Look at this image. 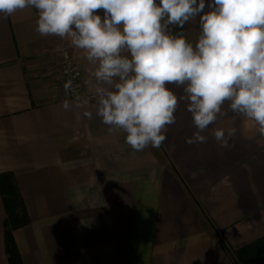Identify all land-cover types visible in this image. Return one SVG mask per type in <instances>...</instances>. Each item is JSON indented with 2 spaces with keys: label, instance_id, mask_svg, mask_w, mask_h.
Instances as JSON below:
<instances>
[{
  "label": "crops",
  "instance_id": "crops-1",
  "mask_svg": "<svg viewBox=\"0 0 264 264\" xmlns=\"http://www.w3.org/2000/svg\"><path fill=\"white\" fill-rule=\"evenodd\" d=\"M37 19L32 8L0 14V175L13 176L27 215L13 232L22 264H264L259 126L229 112L201 133L205 143L189 145L197 129L179 102L161 146L137 152L122 129L108 131L88 99L95 65L70 37H42ZM63 47L82 72V107L65 99L52 68ZM232 128L231 147H220L215 130ZM6 219L0 195V264H9Z\"/></svg>",
  "mask_w": 264,
  "mask_h": 264
},
{
  "label": "clouds",
  "instance_id": "clouds-1",
  "mask_svg": "<svg viewBox=\"0 0 264 264\" xmlns=\"http://www.w3.org/2000/svg\"><path fill=\"white\" fill-rule=\"evenodd\" d=\"M25 8L37 10L42 37H70L95 65L87 83L96 114L109 132L122 129L133 150L161 146L179 102L197 129L189 145L205 143L201 133L229 112L264 135V0H0L5 18ZM197 18L193 43L185 25ZM63 87L77 107L88 103L71 79ZM236 133L216 129L214 137L230 148Z\"/></svg>",
  "mask_w": 264,
  "mask_h": 264
},
{
  "label": "trees",
  "instance_id": "trees-1",
  "mask_svg": "<svg viewBox=\"0 0 264 264\" xmlns=\"http://www.w3.org/2000/svg\"><path fill=\"white\" fill-rule=\"evenodd\" d=\"M0 195L2 197L4 209L7 215V219L4 223V243L7 259L9 264H22L16 243L13 238V232L26 226L28 220L20 192L13 176L9 173L0 175ZM201 213L212 231L216 234V237L218 238L223 250L234 260L235 263H237L236 256L226 241L218 235L214 225L202 210Z\"/></svg>",
  "mask_w": 264,
  "mask_h": 264
},
{
  "label": "built area",
  "instance_id": "built-area-1",
  "mask_svg": "<svg viewBox=\"0 0 264 264\" xmlns=\"http://www.w3.org/2000/svg\"><path fill=\"white\" fill-rule=\"evenodd\" d=\"M58 73L61 77L63 85L67 80L71 79L73 81L74 88L79 86L77 91L79 92L80 96L85 95V87L82 81V72L78 67L72 53L66 47L60 49ZM64 96L65 99L74 101V97L71 92L66 95L64 90ZM94 98V95H88V99L93 100Z\"/></svg>",
  "mask_w": 264,
  "mask_h": 264
},
{
  "label": "rangeland",
  "instance_id": "rangeland-1",
  "mask_svg": "<svg viewBox=\"0 0 264 264\" xmlns=\"http://www.w3.org/2000/svg\"><path fill=\"white\" fill-rule=\"evenodd\" d=\"M205 3H206V5L209 3V2H207V0H205ZM205 11H208V9L206 8L205 9ZM99 13L100 14H103V10H99ZM98 13V14H99ZM195 21H191V22H189L187 25H185V29L187 30V32H188V39L189 40H191V38H192V36L196 33V31H194L195 30V28H194V26H195ZM174 31H179V29L178 28H174ZM60 47H58L57 48V50L59 49ZM56 50V51H57ZM54 54V53H53ZM57 54V53H56ZM59 54H60V51H59ZM58 55V54H57ZM125 55H127V53H125ZM58 65H59V60H58V62H56V63H54L53 64V67L52 68H54L55 66H56V68H55V70L57 69V71H58ZM51 68V69H52ZM58 73V72H57ZM55 83H57L58 85L56 86V87H59V89L62 91L63 89V87H62V83H61V80L60 79H55Z\"/></svg>",
  "mask_w": 264,
  "mask_h": 264
}]
</instances>
